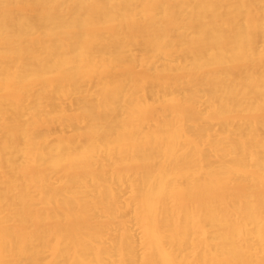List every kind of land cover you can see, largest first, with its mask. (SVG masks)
Wrapping results in <instances>:
<instances>
[{
  "label": "bare ground",
  "instance_id": "obj_1",
  "mask_svg": "<svg viewBox=\"0 0 264 264\" xmlns=\"http://www.w3.org/2000/svg\"><path fill=\"white\" fill-rule=\"evenodd\" d=\"M0 264H264V0H0Z\"/></svg>",
  "mask_w": 264,
  "mask_h": 264
}]
</instances>
